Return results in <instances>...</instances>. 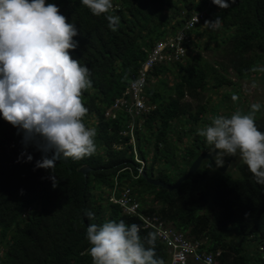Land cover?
<instances>
[{"label": "trees", "instance_id": "trees-1", "mask_svg": "<svg viewBox=\"0 0 264 264\" xmlns=\"http://www.w3.org/2000/svg\"><path fill=\"white\" fill-rule=\"evenodd\" d=\"M228 2L230 7L221 9L212 0H113L110 14L119 17V24L112 31L106 15H93L81 0H47L79 30L74 37L79 46L71 55L91 72L92 87L82 96L88 108L83 119L96 131V151L81 160H57L53 187L52 170L36 167L45 153L34 144L25 148L23 132L0 115V264H92L87 227L108 220L139 225L142 239L155 233L157 257L171 264L172 253L154 229L145 228L146 216L189 242H199V251L212 255L215 264H264V185L243 161L237 165L238 177L222 174L205 161L177 190L153 186L138 170L130 138L122 135L129 113L118 110L115 119L106 118L139 79L142 63L157 43L176 35L195 12H206L212 21L220 16V33L198 27L191 31L215 45L220 61L192 57L191 50L181 63L156 66L144 86L149 111L141 130L135 131L138 158L146 163L149 178L174 184L184 176L212 148L197 134L212 121L205 118L214 107L202 103L205 93L235 87L230 70L242 80L263 75L252 68H264V0ZM195 40L190 48H196ZM170 76L175 81L167 84ZM28 155L33 157L30 162ZM46 155L52 158L54 152ZM83 166L92 169L87 176L80 172ZM116 179L120 189L129 183L141 216L127 215L111 201Z\"/></svg>", "mask_w": 264, "mask_h": 264}, {"label": "clouds", "instance_id": "clouds-1", "mask_svg": "<svg viewBox=\"0 0 264 264\" xmlns=\"http://www.w3.org/2000/svg\"><path fill=\"white\" fill-rule=\"evenodd\" d=\"M212 3L221 9L230 7L228 0H212ZM81 4L95 16L106 15L108 27L117 30L119 17L110 14L113 0H81ZM221 24L220 16L205 21L214 30ZM78 35L76 25L68 22L55 3L0 0V115L23 132L25 148L34 144L45 153L36 167L52 170L53 187L57 184L54 172L57 160L61 157L81 160L96 151V131L87 127L83 119L88 108L82 96L92 87L91 72L71 55L79 46L74 39ZM252 71H264V68L253 67ZM144 101L146 104V97ZM261 107L260 103H253L248 113L236 111L230 117L215 116L209 125L198 128L197 134L212 146L209 154L218 167L225 164L220 159L223 154L239 153L255 181L264 185V132L259 130L255 118ZM147 113L137 119L133 138L124 135L129 124L122 133L130 138L141 175L146 163L138 158L135 131L141 130L143 115ZM49 152H54L52 158L46 155ZM32 159L31 155L27 156L29 162ZM87 215L94 219V213ZM86 239L92 264H164L156 255L155 233L142 239L140 226L135 223L129 225L123 220H108L101 225L91 223Z\"/></svg>", "mask_w": 264, "mask_h": 264}, {"label": "built area", "instance_id": "built-area-1", "mask_svg": "<svg viewBox=\"0 0 264 264\" xmlns=\"http://www.w3.org/2000/svg\"><path fill=\"white\" fill-rule=\"evenodd\" d=\"M205 21H209L206 12H195L173 38L159 42L142 64L139 79L134 81L122 98L116 100L111 109L107 111L106 117L112 119L116 118L118 110H126L132 115V123L128 126V132L124 133L125 136L131 135L133 138L137 119L149 110L144 101V86L153 69L158 65L183 62L187 56L188 46L192 41L191 31L198 26H206ZM127 96H130L131 100H128ZM139 162L144 166L143 162ZM120 187V183L116 179L111 201L120 205L124 212L130 216L140 215L141 204L133 197V189L129 183L125 182L121 189ZM142 219L145 228L154 229L159 240L172 253L171 264H190L191 261L198 264H215L212 255L199 251V242H189L182 234L167 227L155 217L146 216Z\"/></svg>", "mask_w": 264, "mask_h": 264}, {"label": "rangeland", "instance_id": "rangeland-1", "mask_svg": "<svg viewBox=\"0 0 264 264\" xmlns=\"http://www.w3.org/2000/svg\"><path fill=\"white\" fill-rule=\"evenodd\" d=\"M211 20V19H209ZM201 29H212L209 26H202L198 27ZM214 30V29H213ZM214 32L216 34L220 33L221 31L215 29ZM219 37V35H217ZM192 39L195 40V44L197 45L196 48L194 46H189V51H187V56L190 54V51L192 52V57L200 55L202 58L210 63L220 61L221 53L215 52L214 47L215 45L212 44V42L206 37H197L195 34H192ZM260 68V67H259ZM230 77L231 79L237 84L235 87L229 86L223 89H220L216 92H210L205 93L202 103L206 104L208 106V109L212 108L214 110H208L207 114L205 115L206 119H212V117L218 116V115H231L236 111H240L242 113H248L250 111V106L253 103H260L262 105L261 110L256 113V117H261V119H264V71L263 75H253L247 79H238L235 76V72L230 70ZM172 81L174 80L173 76L169 77V80L167 84H172ZM237 89V90H236ZM238 91V92H237ZM233 97H236V99H233ZM189 102H192L194 106L197 105V102L191 100L188 98ZM219 104V106H218ZM221 106L223 109H221ZM219 112V113H218ZM216 113V114H214ZM212 114L214 116H212ZM255 117V118H256ZM132 123V119H130L129 124ZM139 121H136V127L138 125ZM151 153L153 154V144L150 145ZM153 157V156H152ZM228 158L227 154H223L220 159H222L225 163L226 159ZM242 162L239 153H237L233 159L232 167L229 169V172L234 176L238 177L239 173L237 171V165ZM213 174V173H212ZM134 181V179L132 180ZM141 192V190H139ZM99 191L96 192L97 195H99ZM151 198L147 197V200L150 201ZM1 250V249H0Z\"/></svg>", "mask_w": 264, "mask_h": 264}, {"label": "water", "instance_id": "water-1", "mask_svg": "<svg viewBox=\"0 0 264 264\" xmlns=\"http://www.w3.org/2000/svg\"><path fill=\"white\" fill-rule=\"evenodd\" d=\"M256 124H257L259 130L264 132V122L256 120ZM209 151L210 150H207V151L203 152L202 154H200L199 157L195 160V162L191 165L188 172L184 176L179 178L176 181V183H174V184H168V183L162 182L160 180L149 178L147 176L146 172H143L142 176L145 178L146 182H148L149 184H151L153 186L161 187V188L167 189L169 191H174V190L179 189L180 186L185 181L190 179L192 175H194L197 171H199L200 168L202 167V164L204 161H209L215 170H217L218 172H220L222 174H226L229 171V169L232 167V162H233V159L235 156H228L225 164L222 167H218L216 165L215 160L213 159L212 155L209 154ZM90 171H92V169L89 166H83L80 169V172L84 176H87V174Z\"/></svg>", "mask_w": 264, "mask_h": 264}, {"label": "flooded vegetation", "instance_id": "flooded-vegetation-1", "mask_svg": "<svg viewBox=\"0 0 264 264\" xmlns=\"http://www.w3.org/2000/svg\"><path fill=\"white\" fill-rule=\"evenodd\" d=\"M256 120H259L261 122H264V119H261V117H256Z\"/></svg>", "mask_w": 264, "mask_h": 264}, {"label": "bare ground", "instance_id": "bare-ground-1", "mask_svg": "<svg viewBox=\"0 0 264 264\" xmlns=\"http://www.w3.org/2000/svg\"><path fill=\"white\" fill-rule=\"evenodd\" d=\"M135 81V80H134Z\"/></svg>", "mask_w": 264, "mask_h": 264}]
</instances>
